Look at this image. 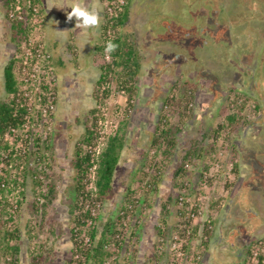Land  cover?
Masks as SVG:
<instances>
[{
  "label": "rangeland",
  "instance_id": "374dc122",
  "mask_svg": "<svg viewBox=\"0 0 264 264\" xmlns=\"http://www.w3.org/2000/svg\"><path fill=\"white\" fill-rule=\"evenodd\" d=\"M141 1L142 6L131 4L130 19L124 27L126 33L134 35L142 63L141 74L135 82L137 92L130 106L127 96L116 89L114 80L98 85L100 71L94 62L105 64L104 54H98L97 59L90 55L85 69L82 67V71L77 72L67 67V61L62 58L64 65L60 68L55 66L53 88H56V105L50 120L47 119L48 123L42 128L37 123L27 133L20 131L16 134L19 141L12 145L13 155L9 163L5 161L9 159L8 153L0 156L3 162L0 164V176L9 182L4 187V199L9 206L3 221L7 220L5 230L17 235V242L10 241V245L17 243L19 246L17 264H32L40 254L39 264H67L73 260L74 264H79L84 259L85 264H90L81 253L72 252L74 240L69 202L75 185L72 165L75 147L86 123L94 120L90 117L94 108L98 110L96 121H93L96 125L94 130L99 137L97 147L92 149L94 160L106 146L108 137L115 136L122 127L126 141L131 119L147 115L146 120L139 119L131 141L124 144L121 158L120 176L126 174L125 177H129L134 173V183L113 185L112 196L101 202L95 190V169L84 180L93 199L87 202L83 212L88 204L91 209L95 202L100 204L99 208H95L91 225L85 220L79 229L80 235L84 233L85 237H91L97 228L98 234L95 241L91 240V246L97 244L103 226L117 215L126 201L143 202V206H138L129 218L128 228L123 230L120 225L118 239L116 237L109 242L107 250L111 256L106 262L116 257L117 264H258L259 259L255 260L252 254L256 252L258 258H263L264 264V239L259 238L264 237V17L261 16V22H250L254 15L252 8L258 6L261 0ZM260 7L264 14V2L260 3ZM243 12L245 19L239 15ZM51 18L48 16V22L45 21L49 27L52 26ZM103 26L104 23L100 38H103ZM42 31L44 35V26ZM249 33L253 40H246ZM12 34L6 11L1 8L0 101L6 100L3 74L14 55ZM102 42L99 40L97 46H101ZM87 43L89 48L91 42ZM254 44L258 46L253 50L251 45ZM82 55L80 60L84 57ZM89 59L92 61L88 62ZM169 59H174V63L166 66ZM53 60L55 63L54 56ZM255 78L260 85L258 88L254 85ZM186 83L194 86L189 93L193 101L187 108L181 105V93L186 90ZM99 87L100 105H97L94 91ZM105 90L109 91L106 99L103 98ZM26 92L32 94L31 91ZM230 114L239 115L236 123L227 121ZM163 117L176 132L174 149H170L164 139L155 142L164 129L161 123ZM123 125L126 127L123 128ZM219 126L223 129L220 130ZM45 133L47 137H43ZM194 143L200 150L199 160L205 163L200 168L193 164L194 168L197 167L196 179H192L186 169V173L177 180L175 172L184 163V156ZM39 157L52 166L50 174H54L58 190L57 198L45 218L41 211L35 213L32 209L39 197L33 175L38 174L45 184L47 181L34 168L40 161ZM215 164L219 165V172L216 181L208 183L211 199L202 197L206 201L204 205L207 204L208 218L204 215L203 219L196 221V225L187 223L185 218L178 216L176 204L183 190L182 183L190 182L191 200L195 201L194 191L201 172L215 168ZM242 175L245 178L256 176L249 195L246 193V205L237 193L230 195L238 187ZM192 182L196 183L195 187ZM151 183L155 193L149 192ZM229 197L234 201V204L230 203L232 219L224 223L223 232H218L214 219L219 214L224 216ZM249 207L258 214L261 229L260 234L255 233L247 241L243 237L245 232L252 234L255 227L251 217L254 214L244 210ZM249 216L253 224L249 223ZM163 218L167 222L164 227L167 236L159 237L156 227ZM206 219L212 226L208 231ZM135 224L141 226V234L136 245L131 247L127 235ZM174 235L181 240L179 258L178 247L173 248ZM81 238L84 240L82 235ZM162 238L167 242L161 246ZM77 242L80 243L79 237ZM76 255L81 256L80 260H75ZM13 260L11 252L4 256L0 251V264H13Z\"/></svg>",
  "mask_w": 264,
  "mask_h": 264
},
{
  "label": "trees",
  "instance_id": "16d2710c",
  "mask_svg": "<svg viewBox=\"0 0 264 264\" xmlns=\"http://www.w3.org/2000/svg\"><path fill=\"white\" fill-rule=\"evenodd\" d=\"M5 2V10H6V19L11 24L12 29V42L14 44V52L15 54L18 50L21 49L23 44L27 40L28 36V26L25 22H12L8 18V10L10 0H3ZM260 2V1H259ZM264 2V0H261ZM260 2V3H261ZM260 3L258 6H255L253 11L254 15L250 18L251 21L261 22L264 17L262 13L263 9L260 7ZM244 8L248 10V7L245 5ZM257 13V15L255 14ZM245 13L239 14L241 18L245 19ZM128 8H125L122 13H120L117 18V34L113 41L114 44L118 45L114 52L110 53L111 63L104 64L103 62L95 61V67L100 71V79L98 85L101 86L106 81L114 80V84L116 89L123 92L127 96L128 106L130 101H132L136 95V79L141 74L142 63L140 61V52L138 50V45L134 35L132 33H126L124 31V27L128 21ZM240 18V17H239ZM248 19V18H247ZM240 20V19H239ZM249 22V23H250ZM107 27L103 26V35ZM225 33V31H224ZM250 34V33H249ZM246 40H253L251 34L246 37ZM253 44V42L251 43ZM258 45L253 47V50L257 49ZM260 46V45H259ZM105 46H97L95 48L94 58L97 59L98 54L102 56L105 52ZM253 50H250L252 52ZM259 51V50H258ZM70 52L72 55V61L74 64H78V57L75 52V48L71 45ZM260 57V56H259ZM16 69H17V61L14 57L6 64L4 68V90L6 93V100L0 101V156L8 153L9 159L5 160L9 163L12 160V152H9L10 146L6 141L7 135L11 134L12 130H20L22 129L25 123V116L28 115L27 104L24 101L23 95L19 92L18 85L16 82ZM254 85L258 88L260 87L259 82L254 79ZM186 90L181 93V105H185L187 108L193 101V96L189 95L191 91L194 90V86L192 84H184ZM100 89L94 91V100L97 105H100L99 96ZM56 88L52 86H42L39 93L36 95V104L40 102L41 105H45L48 97V94H56ZM190 91V92H189ZM108 90H105L103 94V98L106 99L108 95ZM39 99H41L39 101ZM258 109L260 108L257 104ZM37 111V110H36ZM182 111V110H181ZM39 115L40 112H37ZM98 114L97 108H94L90 111V117L96 121V115ZM184 116V115H182ZM185 117V116H184ZM239 115L238 114H230L227 116V121L234 124L236 123ZM93 121H89L86 123L84 133L79 141V143L75 147L74 157L72 161L73 169L75 172L74 177V194L71 197V201L69 202V215L71 217V233L73 235L72 240H74L73 252L76 251L81 253L90 264H105L106 260L111 256L109 250L106 247L109 246V242H111L119 233L120 223L122 221L119 216L120 212L123 209L127 208V205L133 204L136 206L135 210L138 209V206H143V202L140 200L135 201H126L125 205L121 206L117 215L109 219L108 222L103 226L100 239L97 241V244L90 247L89 250H86L82 243H78V234H76V230L80 229L84 225V221L88 220L91 217V212L84 211V207L87 202H90L91 194L90 190L87 188V184L84 180L88 177L90 171L95 167V188L97 198L101 202H106L112 196V185L114 180V175L116 168L119 164L122 150L125 144V131L122 127L118 130V132L113 137H108L106 142V146L101 150L97 159L94 160L92 157V149L97 147V142L99 137L96 136V131L94 127L96 126ZM161 123L163 124V130L160 132V137L156 139L155 142L164 139L167 143H169V148L174 149L176 146V132L172 130L168 123L166 117L161 118ZM127 126V124H126ZM123 125V128L126 127ZM219 129L222 130L223 126H219ZM217 133V132H216ZM39 142V140H37ZM42 157H39V162H37L34 166L37 173H39L46 181V184L41 181V177L38 178V174L35 173L33 175L34 183L36 187L39 189L38 198L34 201L32 205V209L35 213H42L43 218H45L46 214L50 210L53 201L57 198L58 190L56 187V182L54 179V174H50L52 170V166L50 163H45L42 161ZM200 159V150L195 146V143L192 149L184 156V163L180 166L175 172V178L178 180L180 176L186 173V169L184 164L189 162L191 165L197 166V161ZM3 163L0 160V164ZM44 164V165H43ZM42 165L43 167H41ZM49 171V174L47 173ZM36 178V179H35ZM154 183V182H153ZM153 183L149 185V192H156V189L153 188ZM9 182L6 181L2 176H0V251L4 253V256H7L10 252L13 256L14 260L13 264H17V255L19 253V246L17 243L14 245H10V241L14 240L17 242V235L15 233H11L6 231L7 220L3 221V217L5 211L8 208V204L4 199V187L8 185ZM156 185V183L154 184ZM184 183H182V186ZM45 187V189H43ZM129 198V197H128ZM127 200V199H126ZM42 201V202H40ZM146 201V200H145ZM147 202V201H146ZM145 202V203H146ZM5 204V206H4ZM145 205V204H144ZM166 208V205L163 207ZM166 219L163 218L160 222V225L156 227L157 236L166 237L167 231L164 229L166 225ZM132 226V225H131ZM98 234L97 228L91 233V238L95 241L96 235ZM141 234V226L139 224H135L134 228L131 229V232L127 235V239H129V245L133 247L136 245V241L138 240ZM75 236V239H74ZM117 243H119L117 241ZM123 243H126L124 241ZM41 257L34 258L32 264H39ZM263 258L259 257V264H262ZM75 261L69 262L67 264H74Z\"/></svg>",
  "mask_w": 264,
  "mask_h": 264
},
{
  "label": "built area",
  "instance_id": "2783aa9c",
  "mask_svg": "<svg viewBox=\"0 0 264 264\" xmlns=\"http://www.w3.org/2000/svg\"><path fill=\"white\" fill-rule=\"evenodd\" d=\"M124 8L125 0H104L105 24L107 29L105 30L102 38V45L105 47L109 41L113 42L116 37L118 31L116 26L117 18L119 17L120 13L124 11ZM8 18L12 22H25L29 29L26 42L23 44L21 49L13 55L17 61L16 82L19 92L23 95L24 101L27 104L28 115L25 116V123L22 129L12 130L11 134L7 135L6 137V141L10 146L9 151H11L12 145L19 141L18 137L16 136L18 132L24 131L27 133L37 123L41 128L48 123L47 119L50 120V117L55 110L56 94H48V99L45 105H41L40 102L36 104V95L40 92L41 87H53L55 85V66L53 56L43 43L42 30L44 21L40 0H10ZM104 59L107 64L111 63L112 59L110 53L106 54V52H104ZM26 91H31L32 94L29 95ZM40 100L41 99H39V101ZM37 112H40V114L38 115ZM43 137H47V134L45 133ZM230 166L232 167V164H230ZM218 168L219 165L215 164V168H210L208 171L201 172L200 181L197 185V189L194 191L196 202H192L191 200L192 190L190 182H184L183 190L176 199V204L178 216L180 218L181 216L185 218L187 223H194V225H196V221H198V219H203L204 215L206 218H208L206 207L207 204L204 205L206 201L202 200V197H204V199L208 198L210 201V187L208 186V183L213 182V180L217 178V174L219 172ZM93 169H95V167ZM185 169L193 173L196 172V169L193 167V165L189 163L185 165ZM195 186L196 183L193 184V187ZM91 196H93V194H91ZM91 199H93V197H91ZM90 207V204L86 206V211L89 210L91 212V217L88 219L89 225H91L92 219L95 216V208H99L100 204L95 202L93 208L91 209ZM135 207L136 206L133 204H129L126 210L120 212L123 230L128 228V220L135 213ZM205 223V225H207V231L211 230V222L206 219ZM80 233L81 232H79V229H77L76 234L80 235ZM188 233H190V230H188ZM81 235L84 237V240L81 238ZM81 235L79 236L80 243H82L83 246L89 250L92 244V238L85 237L86 235L84 233ZM116 237L118 239L119 235ZM205 239H207V236ZM172 240L174 241L173 248L175 249V247H178V250L180 251L177 256L179 258L181 256L180 237L178 235H174ZM178 241H180V244L177 245ZM166 242L167 240L162 238L160 240V245L162 246ZM106 249H109V246L106 247ZM252 254L254 255L255 260L256 258L259 259V255L256 252ZM80 258L81 256L76 255L75 260H80ZM84 260L79 262V264H85ZM105 264H117L116 257L110 258Z\"/></svg>",
  "mask_w": 264,
  "mask_h": 264
},
{
  "label": "crops",
  "instance_id": "0c3cea01",
  "mask_svg": "<svg viewBox=\"0 0 264 264\" xmlns=\"http://www.w3.org/2000/svg\"><path fill=\"white\" fill-rule=\"evenodd\" d=\"M79 2L83 6L89 8V9L95 7L100 12V15L102 17V21H101V24L98 28H89V29L76 28L75 25H76L77 21L75 18H73V20L71 22H69L67 20V13L71 11L70 7H71V4L73 3V0H70L68 2H66V0H64V1L63 0H40L41 6H42V16H43V21H44V24H43V26H44L43 42H44V45L46 46V48L55 57L54 66H57L58 68L62 67L64 65L62 58H64L65 61H67V63H66L67 67L70 66L72 71H75V72L82 71V67H83V70L85 69V67L87 66L86 65L87 57L89 58L91 55V57L93 58L94 50H95L96 46L99 44V40H101V42H102V38H100L101 37V27L105 21L104 4H103L102 0H79ZM0 6H1L0 9L2 8L4 11H6L5 10V2H3V0H2V3ZM57 7L61 8V9H59ZM128 12H129V10H128ZM48 16L52 17L51 18L52 26H50V27H49L48 23L47 24L45 23V21H47ZM62 37H63V39H62ZM89 41L91 42V46L89 48H87L86 47L88 45L87 42H89ZM71 45L75 48V52L77 54V57L79 58L78 64H74L72 61V55L70 52V46ZM81 53L83 54L82 56H84V57H83V59L80 60V54ZM90 60L91 59H89L88 62ZM69 64H71V65H69ZM94 66H95V64H94ZM146 117H147L146 114H142V115H140L141 119L139 117H137L135 119H131L130 125L127 128V136H126V141H125L126 145L128 144L129 141H131V136L133 135V131L136 128H138L139 119L140 120H142V119L146 120ZM134 148H136V147H134ZM124 151H125V147L122 150L121 158L123 156ZM132 151L134 152L135 150L132 148ZM121 158H120L119 164H118L116 171H115L113 185H115V184L126 185V184L134 183V181L136 179V177L134 176V173H131L129 175V177H127V176L125 177L126 174L120 176L119 170H120V168H122ZM204 163L205 162L203 160L197 161L199 168L202 167L204 165ZM196 168L197 167H195V169ZM130 169H131V166H130ZM189 174L191 175L192 179L197 178V176H196L197 172H194V173L189 172ZM237 174H238V168H237ZM240 177H241L240 178L241 180H240V183L238 184V187L236 189H234L230 195L234 196L235 195L234 193H237L238 195H240L241 198H243V202H244V200L247 198L246 193H248V195H249V193L251 191L249 189L254 184V181L256 180V176L253 175V176H250L249 178H245V176L242 175ZM117 178H119V179H117ZM122 179H125V180H122ZM250 181H252V183H250ZM113 185H112V188H113ZM244 188H246V190H244ZM242 194H244V195H242ZM227 201H228V203L225 206V209H227V211L224 214V216L219 214V215H217V217L215 216V219H214V221L217 222L216 226L219 228L218 232H223L224 223L225 222L227 223L228 221H230V219H232V217H231L232 206L230 203L234 204V201L231 200L230 197ZM244 204H245V202H244ZM244 210H248V214H254L251 216L254 224L252 223V220H250L251 217L250 216L248 217L249 223H252L253 226H255L253 228L254 233L252 232V234H251L250 232L249 233L245 232L246 234L243 236L245 240L249 241V239H251L250 237H254L255 233L260 234L259 231L261 229L260 228L261 223L258 222L259 221V217L257 216L258 214L252 209V207L244 208ZM238 234H240V233H238ZM259 238L264 239V237H261V236H259ZM41 255L42 254H40V257H42Z\"/></svg>",
  "mask_w": 264,
  "mask_h": 264
},
{
  "label": "clouds",
  "instance_id": "9594fccd",
  "mask_svg": "<svg viewBox=\"0 0 264 264\" xmlns=\"http://www.w3.org/2000/svg\"><path fill=\"white\" fill-rule=\"evenodd\" d=\"M70 8L71 11L67 13V20L71 22L73 18H75L77 21L75 25L76 28L89 29L98 28L100 26L102 17L100 12L95 7L89 9L83 6L79 0H73ZM117 47L118 45L109 41L105 48L106 54L114 52Z\"/></svg>",
  "mask_w": 264,
  "mask_h": 264
},
{
  "label": "flooded vegetation",
  "instance_id": "af4514ba",
  "mask_svg": "<svg viewBox=\"0 0 264 264\" xmlns=\"http://www.w3.org/2000/svg\"><path fill=\"white\" fill-rule=\"evenodd\" d=\"M160 1H164V0H160ZM183 2H188V0H181V3H183ZM131 4H134V5L138 4L139 6H142V1L141 0H125V8H128V10H129L128 19H130V9H131L130 6H131ZM143 8H144V6H143ZM173 61H174V59H169L168 62L166 63V66L173 64L174 63Z\"/></svg>",
  "mask_w": 264,
  "mask_h": 264
}]
</instances>
